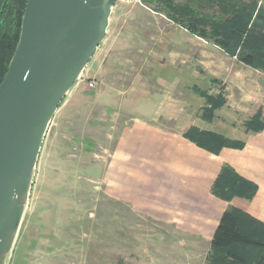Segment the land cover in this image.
<instances>
[{"label": "rangeland", "instance_id": "rangeland-1", "mask_svg": "<svg viewBox=\"0 0 264 264\" xmlns=\"http://www.w3.org/2000/svg\"><path fill=\"white\" fill-rule=\"evenodd\" d=\"M101 63L112 91L90 77ZM176 72L186 85L202 90L217 88L224 76L232 85L238 75L250 86L264 85L261 72L168 22L141 0H114L105 39L46 131L7 264H207L208 238L184 236L158 199L148 198L149 190L138 199L144 203L133 204L126 193L118 197L112 183L127 180L111 169V151L131 116L119 92L138 76L152 85L166 79L171 85ZM196 72L198 78H192ZM91 80L93 89L87 87ZM186 90L192 113L197 105Z\"/></svg>", "mask_w": 264, "mask_h": 264}, {"label": "crops", "instance_id": "crops-1", "mask_svg": "<svg viewBox=\"0 0 264 264\" xmlns=\"http://www.w3.org/2000/svg\"><path fill=\"white\" fill-rule=\"evenodd\" d=\"M91 73L90 77L102 83L103 90L112 91L103 63ZM198 76L199 72L192 74V78ZM175 77L171 85L167 79L152 85L138 76L119 92L121 104L131 116L111 151V169L120 177L125 174L127 180L120 178L112 183L118 197L124 198L126 193V199L133 204L144 203L138 199L146 197L149 190L148 198L153 202L158 199L165 217L170 215L175 227L185 231L184 236L208 238L210 246L228 207L239 208L264 223V129L253 133L243 127L258 111L264 119V85L250 86L240 82L239 75L238 83L232 85L227 81L229 77H220L221 85L206 91L209 95L223 92L226 103L207 122L200 118L204 101L192 90L197 86L192 82L186 85L187 79L181 72H176ZM187 88L193 92L194 98L190 99L197 105L192 113L184 99ZM190 127L242 142L243 147L223 148L214 155L184 138ZM223 165L231 166L257 186L252 200L233 198L226 202L211 194V186Z\"/></svg>", "mask_w": 264, "mask_h": 264}, {"label": "water", "instance_id": "water-1", "mask_svg": "<svg viewBox=\"0 0 264 264\" xmlns=\"http://www.w3.org/2000/svg\"><path fill=\"white\" fill-rule=\"evenodd\" d=\"M112 0H26L0 83V264H7L46 131L106 37Z\"/></svg>", "mask_w": 264, "mask_h": 264}, {"label": "trees", "instance_id": "trees-1", "mask_svg": "<svg viewBox=\"0 0 264 264\" xmlns=\"http://www.w3.org/2000/svg\"><path fill=\"white\" fill-rule=\"evenodd\" d=\"M151 10L189 34L210 42L230 58L264 75V3L259 0H141ZM26 0H0V83L15 50ZM113 5V0L111 1ZM219 84L218 81L212 80ZM193 92L204 101L200 118L212 121L226 103L223 92L209 95L197 87ZM223 90V89H222ZM246 132H260L264 119L257 112L243 123ZM184 138L217 155L223 148L240 149L243 143L219 134L188 128ZM257 186L223 165L211 194L229 202L252 200ZM207 264H264V223L236 207L221 216L206 257Z\"/></svg>", "mask_w": 264, "mask_h": 264}, {"label": "built area", "instance_id": "built-area-1", "mask_svg": "<svg viewBox=\"0 0 264 264\" xmlns=\"http://www.w3.org/2000/svg\"><path fill=\"white\" fill-rule=\"evenodd\" d=\"M114 1V0H113ZM118 2H121V3H123V2H126V1H128V0H117ZM137 1H139V0H137ZM97 85H96V82H94V81H89L88 82V84H87V87L88 88H90V89H93V88H95Z\"/></svg>", "mask_w": 264, "mask_h": 264}]
</instances>
